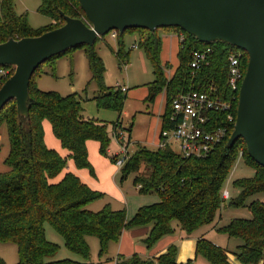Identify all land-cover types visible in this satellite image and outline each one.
I'll return each mask as SVG.
<instances>
[{
	"label": "trees",
	"instance_id": "16d2710c",
	"mask_svg": "<svg viewBox=\"0 0 264 264\" xmlns=\"http://www.w3.org/2000/svg\"><path fill=\"white\" fill-rule=\"evenodd\" d=\"M41 1L39 13L52 20L41 31L33 30L27 16L16 12L15 0L0 1V43L9 39L38 37L58 29L66 23L62 14L73 19L86 18L79 0ZM160 29L168 31L167 28H159L154 32L147 29L130 30L139 32L138 47H142L155 68L157 80L151 91L152 100L157 94L164 90L166 92L162 129L171 126L172 101L178 93L214 85L224 100H231L236 95L238 97L228 85V58L238 48L223 42L202 43L183 29L174 28L173 31L183 36L178 53L180 63L173 77L167 79L161 65ZM122 36L118 33L116 38L120 41L116 56L121 65H126L130 52L124 48V42L120 39ZM99 38L93 46L84 45L71 50L85 51L91 82L99 88L94 98L98 109L115 111L121 115L127 95L121 88H110L104 83L105 64L95 48ZM203 47L213 50L210 64L194 74L190 66L192 53ZM69 51L47 62H53ZM244 53L246 61L247 54ZM5 67L11 70L10 78L15 68ZM169 67L166 64L165 70ZM38 70L30 81L29 116L19 115L15 100L9 101L0 110V129L4 124L7 126L10 144L6 159L9 171L0 173V242L18 246V264H93L90 262L87 242L89 236L99 239L100 255L103 256L107 254L109 244L119 242L125 230L150 227L143 243L151 249L160 239L174 233V222H178L181 230L191 235L215 220L226 201L222 196L223 186L237 155L236 148L240 144L246 146L243 139H239L233 147L228 146L233 124L230 125L227 139L209 156L201 159L185 158L169 148L150 150L138 146L135 154L121 169V181L137 174L133 183L136 187L141 186L139 193L157 194L160 202L141 207L131 219H128L126 210H113L109 204L93 212L88 207L103 199L104 195L89 188L74 173L68 172L69 160L74 162L77 169H89L93 173L87 142L97 141L101 155L115 164L119 153H109V127L112 126L116 136L122 124L120 120L109 124L86 117L82 99H78L76 93L62 96L40 90L36 83ZM45 121L50 122L54 136L62 148L69 152L67 157L47 147ZM244 156L248 163L257 168V175L253 179L235 182L239 197L232 202L234 206H242L249 197L264 192V168L250 157L248 150ZM61 175L63 177L58 181ZM250 210L252 219H235L220 231L242 242L235 253L242 264H261L264 263V202H254ZM47 223L62 236L69 251L82 257V262L56 260L60 247L46 239ZM177 251L178 248L171 245L165 253L153 259H144L138 254L118 256L115 264H193L192 260L178 263ZM196 252L205 257L208 264H232L228 251L204 238L198 240ZM0 264L6 263L0 259Z\"/></svg>",
	"mask_w": 264,
	"mask_h": 264
},
{
	"label": "rangeland",
	"instance_id": "374dc122",
	"mask_svg": "<svg viewBox=\"0 0 264 264\" xmlns=\"http://www.w3.org/2000/svg\"><path fill=\"white\" fill-rule=\"evenodd\" d=\"M41 4V0H15L16 12L19 15H26L30 27L35 31H41L52 23V20L49 17L39 13ZM83 21L89 24L87 18H84ZM172 29L174 30L173 27H168L167 32H165L166 30L164 29L159 30L162 41L160 56L161 65L164 71L166 64L170 66L169 69L172 74L171 78L180 63L178 58L180 50L179 40L177 38L171 40V35H176L174 33L170 34V32H176ZM138 38L139 32L134 30H127L124 36L120 38L124 42L125 50L130 52L128 62L126 65L122 66L116 57V53L120 49L119 40L112 38L109 33L99 38L95 45L97 53L105 64V85L110 88L120 86L126 87L127 89V98L120 120L122 128L118 129V134L115 136L112 126L110 125L109 127L111 154L120 153L122 148L126 146H128V151L131 156L135 154L138 146L150 150H156L157 141L159 140L158 136L162 129V122L159 123V118L161 111L166 105V100L163 93L157 94L152 100L151 91L155 88L157 75L155 74L153 64L146 56L142 47L136 49L133 48V45ZM246 59V64L243 63L244 75H246L249 64L248 54ZM38 71L39 72L36 75V83H40V90L45 92H56L62 96L76 93L78 99H82V105L88 118L103 120L109 124L116 123L119 119V113L117 112L98 109L94 98L98 95L99 88L96 83L91 82L88 60L83 49L71 50L56 58L53 62L44 63ZM168 74L165 72V77L167 79L170 76V73ZM8 79L2 84L0 83L1 88ZM239 99L240 93L238 94L236 111H238ZM129 139H131L130 144H128ZM169 149L176 151L172 146L169 147ZM236 151L237 155L223 186V192H229V199L224 201L222 208L218 211L215 220L211 224L199 228L190 238L177 235L180 237L179 241L175 243V246L178 248L176 256L178 263H187L189 260H192L193 264H208L207 259L201 255H197L196 252V241L198 242L202 237L214 245L228 251L230 259L234 261L235 264H242L234 258L236 257L235 253H237L238 247L242 242L238 239L230 238L225 233L221 232L220 229L228 227L235 219H252L250 206L254 202H264V192L249 197L242 206L231 205L232 202L239 197V191L234 185L235 182L243 179H253L257 175V168L248 163V160L244 156L247 147L240 144L237 146ZM9 153L10 144L8 131L7 126L4 124L0 129V173L9 171V167L6 165V159L8 158ZM140 174H142V171ZM103 175L105 180L109 181L108 179L110 178V175L107 170H104ZM118 176L120 178V175ZM136 176L137 174L130 175L123 184H121L119 180L117 185L120 190H110L112 194L108 193L109 195H106V202H104V200H99L89 206L88 209L97 212L103 209L106 203L111 204L113 209H118L119 207L123 209L124 206L120 203L122 201L120 195L126 193L127 190L131 193L136 192L133 183V177L135 178ZM111 184H113V182H111ZM130 192L129 194H131ZM156 195L157 194L154 196ZM45 230L46 239L60 247L56 260L70 259L79 262L83 261L81 256L72 253L67 249L62 236L50 224L47 223L45 225ZM165 237L160 239L151 249H147L143 243V238H140L137 245L140 247L141 251L135 254H138L142 258L146 256L144 259L155 258L151 256L152 252L158 247V244L161 245V243H163ZM196 237H198V240L195 239ZM87 242L90 247L91 263L114 264L112 260L116 258L118 244L116 250L112 249L113 252H111L108 249L107 254L101 256L99 239L94 236H89L87 237ZM181 248H183L182 251ZM0 259L6 264H18V246L14 243L0 242ZM109 259L111 260L108 261Z\"/></svg>",
	"mask_w": 264,
	"mask_h": 264
},
{
	"label": "water",
	"instance_id": "95a60500",
	"mask_svg": "<svg viewBox=\"0 0 264 264\" xmlns=\"http://www.w3.org/2000/svg\"><path fill=\"white\" fill-rule=\"evenodd\" d=\"M89 24L64 16L65 25L41 36L0 43V67L14 74L0 89V110L15 100L29 116V87L34 73L51 58L80 46H93L112 31L181 28L202 43L223 42L249 56L234 131L250 157L264 168V0H79Z\"/></svg>",
	"mask_w": 264,
	"mask_h": 264
},
{
	"label": "built area",
	"instance_id": "2783aa9c",
	"mask_svg": "<svg viewBox=\"0 0 264 264\" xmlns=\"http://www.w3.org/2000/svg\"><path fill=\"white\" fill-rule=\"evenodd\" d=\"M110 34L114 39L118 36L117 31H112ZM212 53L211 47L193 51L190 66L194 74L210 64ZM244 61L245 53L241 49L231 52L228 58V85L230 90L237 94L240 93L245 78ZM10 74L9 68L1 66L0 83L2 84ZM119 88L123 92L127 91L124 87L119 86ZM237 102V95L231 100H224L214 85L201 90L178 93L172 101L171 126L168 129H161L156 148L165 149L172 146L176 149L174 152L185 158L201 159L209 156L227 139L230 125L233 124L235 127ZM118 155L115 164L122 169L131 157L128 146L123 147ZM140 188V185L137 186L138 190ZM222 196L225 200L230 197L228 191H224Z\"/></svg>",
	"mask_w": 264,
	"mask_h": 264
},
{
	"label": "crops",
	"instance_id": "0c3cea01",
	"mask_svg": "<svg viewBox=\"0 0 264 264\" xmlns=\"http://www.w3.org/2000/svg\"><path fill=\"white\" fill-rule=\"evenodd\" d=\"M165 32H167V31H165ZM173 33L176 35H171V40L177 38L179 40V45H180V41H181L180 34L178 32H172V33L170 32V34H173ZM138 39L135 41V44L133 45V48H135V49L139 48L138 47ZM136 45H137V47H135ZM165 72L167 74L170 73V76H169V79H170L171 75H172L170 72V69L169 68L166 69ZM37 86H38V88H40V83H37ZM124 88H126V87H124ZM125 93L127 94V92H125ZM161 93L164 94V97L166 100L165 90ZM99 110H105V109H99ZM165 110H166V105L160 113L161 115L159 118V120H160L159 123L162 122V117L165 113ZM84 115L86 117H88L85 114V109H84ZM121 115H119V119L117 120V122L119 120H121ZM101 121H103V120H101ZM43 125H44V131H45V143H46L47 147L49 149H53V150L57 151L62 157H67L69 155V152L66 149H63L60 141L58 139H55L56 137L53 136L54 134H53V130H52V126H51L50 122L45 121ZM53 137H55V138H53ZM155 142H156V140H155ZM87 149H88V155H89L88 156L89 162L93 168V173H91L89 169H77L72 160H69L67 171L77 175L80 178V180L84 184H86L89 188H91L92 190L101 192L104 195L103 199H101V200H104V202H106L107 201L106 197L109 195L108 193L112 194L110 190H113V191L116 189L120 190L117 183L120 180V183L123 184V182L125 180L121 181V169L117 168L116 164H113L108 157L101 155L100 144L97 141H88L87 142ZM109 153H111L110 149H109ZM104 170H107L109 172V175H110V178L108 179L109 181L105 180V178H104V175H103ZM118 175H120V178ZM62 177H63V175H61L57 180L59 181ZM133 180H134V177H133ZM111 182H113L114 185L111 184ZM134 187L136 188L135 193L134 192L131 193L130 191L127 190L126 193H123V195H120V198H122V201L120 203H121V205L124 206V208L121 209V207H119L118 209H113V210H126L128 219H131L132 217H134V215L138 212V210L141 207L147 206V205H152V204L160 202V197L158 195L154 196L155 194H147V195L140 194L137 187L135 185H134ZM129 192L131 194H129ZM106 205H107V203H106ZM109 205L112 206L111 204H109ZM125 206H126V208H125ZM173 227L175 229L174 233L171 235H167L165 237V240L163 241V243H161L162 246L158 244V247L152 252L151 256L157 258L161 254L165 253L171 245H175V243H177L179 241V238H180L179 236H183L185 238H187V237L190 238L193 236V234L188 235L184 231H182L178 222H174ZM150 230H151V228L148 226L147 227H137V228H133L130 230H125L123 232L119 242H112L109 244L108 249L111 252H113L112 249L116 250V248L118 247V250L116 252V254H117L116 258L113 259L114 261L112 260V262L115 264L118 256L130 257L133 254L140 252L141 249L137 245V242L139 241L140 238H143V240H144L149 235ZM177 235H179V236H177ZM197 238L198 237H196L195 239L198 240ZM117 244H118V246H117ZM196 248H197V241H196ZM147 249H149V248H147ZM182 249L183 248H181V251H182ZM144 255H145V253H144ZM145 257H143V258H145ZM234 258L237 259V257H234ZM110 260L111 259H109L108 261H110ZM230 262L232 264H235V262L232 261L231 259H230ZM238 262H240V261L238 260Z\"/></svg>",
	"mask_w": 264,
	"mask_h": 264
}]
</instances>
